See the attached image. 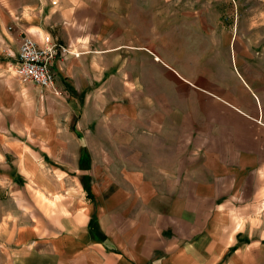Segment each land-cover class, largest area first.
I'll return each instance as SVG.
<instances>
[{"label":"crops","instance_id":"1","mask_svg":"<svg viewBox=\"0 0 264 264\" xmlns=\"http://www.w3.org/2000/svg\"><path fill=\"white\" fill-rule=\"evenodd\" d=\"M167 1L0 0L11 264H264V11ZM25 33L69 47L59 93Z\"/></svg>","mask_w":264,"mask_h":264},{"label":"built area","instance_id":"2","mask_svg":"<svg viewBox=\"0 0 264 264\" xmlns=\"http://www.w3.org/2000/svg\"><path fill=\"white\" fill-rule=\"evenodd\" d=\"M9 28L13 29V26ZM68 52V46L54 43L50 36H46L44 44H40L25 33L21 37L16 75L22 82L32 83L39 89H49L57 94L59 90L51 62L60 54Z\"/></svg>","mask_w":264,"mask_h":264},{"label":"rangeland","instance_id":"3","mask_svg":"<svg viewBox=\"0 0 264 264\" xmlns=\"http://www.w3.org/2000/svg\"><path fill=\"white\" fill-rule=\"evenodd\" d=\"M159 1H163V0H150V2L152 3V6L154 5H158ZM173 0H168L167 3H172ZM196 1L198 2L197 6L198 7H205V6H213V7H222V6H228L230 5L227 0H182V5L186 6V5H196ZM239 0H236V2H238ZM244 5H249V4H254L260 8L263 9L264 11V0H240ZM231 4H234V0H230ZM235 5V4H234ZM153 8V7H152ZM152 12H154V10L152 9ZM56 74V73H55ZM57 77V76H56ZM98 113V109L95 111ZM92 112L90 111H86L87 115H91L93 117V114H91ZM82 112H78V114L75 116V119H82ZM0 264H11V260H10V256H4V255H0Z\"/></svg>","mask_w":264,"mask_h":264}]
</instances>
